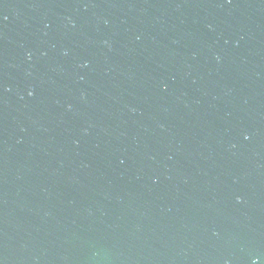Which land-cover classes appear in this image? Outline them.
Segmentation results:
<instances>
[{
  "label": "water",
  "instance_id": "1",
  "mask_svg": "<svg viewBox=\"0 0 264 264\" xmlns=\"http://www.w3.org/2000/svg\"><path fill=\"white\" fill-rule=\"evenodd\" d=\"M0 264H264V0H0Z\"/></svg>",
  "mask_w": 264,
  "mask_h": 264
}]
</instances>
